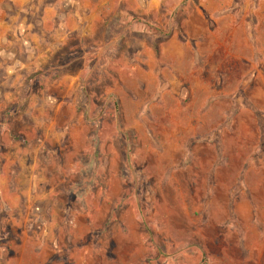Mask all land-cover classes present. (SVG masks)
I'll return each mask as SVG.
<instances>
[{
	"label": "rangeland",
	"instance_id": "374dc122",
	"mask_svg": "<svg viewBox=\"0 0 264 264\" xmlns=\"http://www.w3.org/2000/svg\"><path fill=\"white\" fill-rule=\"evenodd\" d=\"M17 3L0 264H264V0Z\"/></svg>",
	"mask_w": 264,
	"mask_h": 264
},
{
	"label": "crops",
	"instance_id": "0c3cea01",
	"mask_svg": "<svg viewBox=\"0 0 264 264\" xmlns=\"http://www.w3.org/2000/svg\"><path fill=\"white\" fill-rule=\"evenodd\" d=\"M129 1L130 0H118V2H119V5L117 7V13L118 14H121V15L126 14L127 15L129 13L130 9L127 7V6H130V5H128ZM17 2H23V0H16V3ZM141 10H145V9H141Z\"/></svg>",
	"mask_w": 264,
	"mask_h": 264
}]
</instances>
